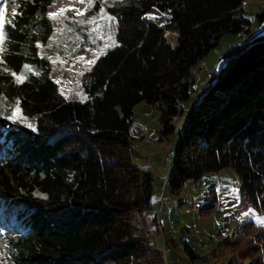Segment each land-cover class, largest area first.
I'll return each instance as SVG.
<instances>
[{
	"label": "trees",
	"instance_id": "16d2710c",
	"mask_svg": "<svg viewBox=\"0 0 264 264\" xmlns=\"http://www.w3.org/2000/svg\"><path fill=\"white\" fill-rule=\"evenodd\" d=\"M54 1L16 0L4 26L0 207L28 210L25 233L7 238L10 264H166L145 218L154 179L132 161L135 108H157L160 137L172 134L192 68L225 33L248 29L243 0H108L115 44L83 74L85 100L64 97L39 54L53 32ZM155 5L168 13L164 26L145 19ZM166 31L176 33L175 44ZM16 106L31 126L10 119ZM225 168L237 174L241 207L264 211V32L224 53L185 118L167 184L176 192ZM205 205L216 209L215 195ZM182 249L196 257L187 243ZM220 249L233 254L228 264H264V226L243 223Z\"/></svg>",
	"mask_w": 264,
	"mask_h": 264
},
{
	"label": "rangeland",
	"instance_id": "374dc122",
	"mask_svg": "<svg viewBox=\"0 0 264 264\" xmlns=\"http://www.w3.org/2000/svg\"><path fill=\"white\" fill-rule=\"evenodd\" d=\"M108 0H55L48 8L53 32L49 41L39 44L41 57L51 64V78L57 83L60 93L66 98L85 100L86 94L82 86L83 74L89 71L97 57L115 44L114 20L105 8ZM244 17L251 22V31L261 27L264 32V17L258 15L264 12V0H243ZM16 0H0V67L1 54L4 49V26L9 23L16 13ZM61 10H64L61 12ZM145 19L159 26L168 21V13L153 6ZM248 29L239 34L225 33L218 44L192 68L193 83L190 87L188 100L181 101L182 113L173 121L175 130L167 137H160L159 110L146 102H140L134 112L133 122L129 132L133 138L134 165L149 171L154 179V191L165 189L164 202L169 216L167 218L166 241L168 247L161 244L162 233H155L156 244L164 251L166 264H228L233 254L219 250L220 245L236 234L241 225L253 222L264 226L259 221L264 220V211L253 206L241 207L240 185L235 171L225 168L219 172L205 174L197 183L186 181L176 192L166 185L173 156L183 123L201 91L211 83V76L217 73L223 64V55L232 47L241 46L250 40ZM165 37L172 44L176 42V33L166 31ZM107 45V47H106ZM30 68H25L19 75L21 80ZM18 80V79H17ZM3 98L0 97V110ZM18 109V111H17ZM15 113V114H14ZM11 120L18 121L25 126L31 122L24 118L18 106L11 111ZM7 132L5 127L2 129ZM1 130V131H2ZM7 144L0 137V165L5 161ZM33 194L44 197L45 194L35 188ZM215 195L217 206L211 212H204L200 206L211 202ZM163 196V195H161ZM152 197V208L145 211L146 224L151 230H157L156 214L162 212ZM206 206V205H205ZM198 209V210H197ZM197 210V211H196ZM28 216L26 206L0 207V264H10L11 249L7 238L21 236L26 231L25 219ZM166 225V226H167ZM187 243L196 255L191 259L182 249ZM218 249L216 255L213 254Z\"/></svg>",
	"mask_w": 264,
	"mask_h": 264
},
{
	"label": "crops",
	"instance_id": "0c3cea01",
	"mask_svg": "<svg viewBox=\"0 0 264 264\" xmlns=\"http://www.w3.org/2000/svg\"><path fill=\"white\" fill-rule=\"evenodd\" d=\"M263 28L259 27L257 29H255L254 31H251V22L249 21V26H248V32H250V37H253L254 35L260 33V31L262 30ZM163 195V196H161ZM153 196H154V201L158 204V208L161 207L162 208V212L160 214H156L155 216V220H157V233L158 234H161L162 233V239H161V244L163 245V247H168L169 245L166 243V241H169L170 243L174 242L173 239H167V236H166V231L168 229V225H167V218L169 217L167 215L166 212L164 211H167L166 210V205H165V202L163 201L164 200V196H165V189L163 190V187L162 188H159L156 190V192H153ZM152 196V197H153ZM152 201H151V208H152ZM167 225V226H166ZM148 228H150L149 226H147ZM156 233V234H157ZM156 242V240H155ZM175 243V242H174ZM166 249V248H165Z\"/></svg>",
	"mask_w": 264,
	"mask_h": 264
},
{
	"label": "snow or ice",
	"instance_id": "6c2138e0",
	"mask_svg": "<svg viewBox=\"0 0 264 264\" xmlns=\"http://www.w3.org/2000/svg\"><path fill=\"white\" fill-rule=\"evenodd\" d=\"M64 10H61V12H63ZM3 15V12L2 11H0V16H2ZM50 15V17H54L55 16V14H53V13H50L49 14ZM106 47H107V45H106ZM98 58V57H97ZM88 63H90V64H92V63H95V61L93 60V61H89ZM90 70V69H89ZM17 79H18V81L21 79L20 77H17ZM17 111H18V109H17ZM15 114V113H14ZM260 223H264V220H261V221H259Z\"/></svg>",
	"mask_w": 264,
	"mask_h": 264
},
{
	"label": "bare ground",
	"instance_id": "6f19581e",
	"mask_svg": "<svg viewBox=\"0 0 264 264\" xmlns=\"http://www.w3.org/2000/svg\"><path fill=\"white\" fill-rule=\"evenodd\" d=\"M167 182H168V179H167V181H166V185H167ZM197 210H198V209H197ZM197 210H196V211H197Z\"/></svg>",
	"mask_w": 264,
	"mask_h": 264
}]
</instances>
